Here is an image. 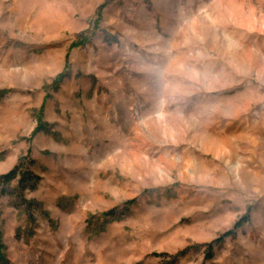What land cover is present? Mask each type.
Listing matches in <instances>:
<instances>
[{
  "label": "rangeland",
  "instance_id": "1",
  "mask_svg": "<svg viewBox=\"0 0 264 264\" xmlns=\"http://www.w3.org/2000/svg\"><path fill=\"white\" fill-rule=\"evenodd\" d=\"M17 167L0 264H264V0H0Z\"/></svg>",
  "mask_w": 264,
  "mask_h": 264
},
{
  "label": "trees",
  "instance_id": "2",
  "mask_svg": "<svg viewBox=\"0 0 264 264\" xmlns=\"http://www.w3.org/2000/svg\"><path fill=\"white\" fill-rule=\"evenodd\" d=\"M39 129L42 130V129H44V127L41 125ZM19 171L20 170H19L18 167L15 168L9 174H7L5 176H2L0 178V181L2 180L5 183H10V182H12L13 180H15L18 177V174L19 173H21L23 175L21 177V184L24 185L25 182L28 181L29 183L32 184V188H35L36 183H37L39 177H37L36 175H34L33 173H30V172H28L27 174L26 173L23 174L22 171L21 172H19ZM209 256H212V255L209 254ZM0 260L3 261V262H5L4 256H1L0 255Z\"/></svg>",
  "mask_w": 264,
  "mask_h": 264
}]
</instances>
